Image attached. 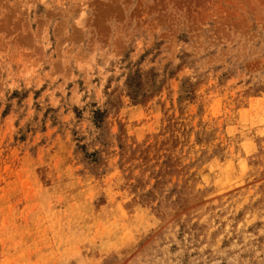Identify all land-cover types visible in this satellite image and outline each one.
I'll return each mask as SVG.
<instances>
[{"label":"rangeland","instance_id":"obj_1","mask_svg":"<svg viewBox=\"0 0 264 264\" xmlns=\"http://www.w3.org/2000/svg\"><path fill=\"white\" fill-rule=\"evenodd\" d=\"M0 264H264V0H0Z\"/></svg>","mask_w":264,"mask_h":264}]
</instances>
